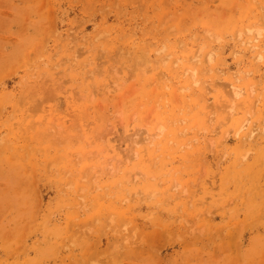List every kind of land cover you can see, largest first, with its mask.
I'll return each instance as SVG.
<instances>
[{
  "label": "rangeland",
  "instance_id": "obj_1",
  "mask_svg": "<svg viewBox=\"0 0 264 264\" xmlns=\"http://www.w3.org/2000/svg\"><path fill=\"white\" fill-rule=\"evenodd\" d=\"M0 264H264V0H0Z\"/></svg>",
  "mask_w": 264,
  "mask_h": 264
}]
</instances>
